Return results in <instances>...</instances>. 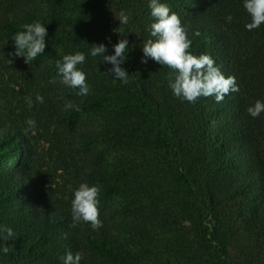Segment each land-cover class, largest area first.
I'll list each match as a JSON object with an SVG mask.
<instances>
[{"label": "trees", "instance_id": "1", "mask_svg": "<svg viewBox=\"0 0 264 264\" xmlns=\"http://www.w3.org/2000/svg\"><path fill=\"white\" fill-rule=\"evenodd\" d=\"M164 2L189 51L209 54L238 91L189 102L169 87L175 70L140 63L148 0H0V227L15 233L0 239V264H63L68 252L80 264H264V112L247 111L264 101V23L246 29L243 0ZM34 20L47 24V47L26 62L11 37ZM115 31L129 42L127 84L87 55L100 42L111 54ZM78 51L87 96L56 68ZM83 182L101 189L95 230L73 218ZM116 193L120 211L108 203Z\"/></svg>", "mask_w": 264, "mask_h": 264}, {"label": "clouds", "instance_id": "2", "mask_svg": "<svg viewBox=\"0 0 264 264\" xmlns=\"http://www.w3.org/2000/svg\"><path fill=\"white\" fill-rule=\"evenodd\" d=\"M243 6L250 15L251 20L245 25L251 31L259 28L264 23V0H243ZM150 15L153 22L150 25V37L141 45L142 55L140 63L147 64L149 59L159 65H166L176 71L174 79L169 80V87L176 97H182L189 102H195L200 96H214L217 102L223 100L229 91L239 90L235 78L225 75L215 66L213 58L207 54H192V41L189 39L185 27L182 25L179 15L173 11L164 0H148ZM228 16L227 20L231 21ZM119 24H127L129 17L121 12ZM47 24L41 20H34L21 26L20 31L14 33L11 39L14 41L15 55L23 56L25 61L35 60L38 55L45 52L47 47L46 37L48 36ZM123 38L112 44V52L109 54L108 46L103 43H92L87 55L93 58H101L98 63L107 65L103 74L119 80L123 84L129 82V71L123 65L128 60L129 42L121 32L115 31ZM199 35V33H196ZM111 43V37H106ZM86 54L76 52L66 54L62 59L56 61L58 74L61 82L73 89H77L76 95L87 96L90 93V86L86 82L87 73L78 65L84 64ZM10 62V61H9ZM29 107L33 101L30 97H25ZM36 101L43 103L44 97L36 95ZM67 108L73 107L71 103L65 105ZM248 114L258 117L264 112V101L257 100L248 109ZM27 124L30 128L35 127V120L29 118ZM101 189L99 185H89L87 182L80 183L72 190L73 198L71 208L75 220L90 222L95 230L102 226L99 217L98 196ZM15 233L11 227H0V239L7 241L14 239ZM4 252L8 251L5 244ZM63 264H80L82 255L77 252L75 256L68 252L63 258Z\"/></svg>", "mask_w": 264, "mask_h": 264}, {"label": "rangeland", "instance_id": "3", "mask_svg": "<svg viewBox=\"0 0 264 264\" xmlns=\"http://www.w3.org/2000/svg\"><path fill=\"white\" fill-rule=\"evenodd\" d=\"M42 147L46 148V145L43 144ZM108 203L111 204L112 207H114V208H119V209H116V210L120 211L121 210L120 207H121V205H123L125 203V199H124L123 196H121V194L116 193V194H114L113 196L110 197V199L108 200ZM120 215H122V212H119V214H117V217H119ZM121 236L122 237L123 236H127V234L122 231L121 232Z\"/></svg>", "mask_w": 264, "mask_h": 264}]
</instances>
